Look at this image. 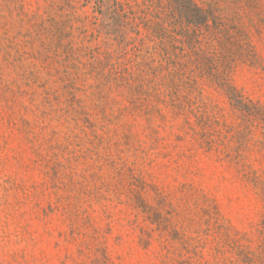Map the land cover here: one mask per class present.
<instances>
[{"label":"rangeland","instance_id":"obj_1","mask_svg":"<svg viewBox=\"0 0 264 264\" xmlns=\"http://www.w3.org/2000/svg\"><path fill=\"white\" fill-rule=\"evenodd\" d=\"M195 1L0 0V264H261L264 0Z\"/></svg>","mask_w":264,"mask_h":264},{"label":"trees","instance_id":"obj_2","mask_svg":"<svg viewBox=\"0 0 264 264\" xmlns=\"http://www.w3.org/2000/svg\"><path fill=\"white\" fill-rule=\"evenodd\" d=\"M116 3L121 5L119 0H116ZM166 9L173 14L175 24L180 21L179 16L184 17L186 15H190L191 13L194 15V19L191 21V24H194L195 26L200 27V25L207 23L209 20L205 8L197 4L195 0H171L169 7ZM145 26L147 27V24H145ZM157 27H159V29ZM155 32L156 37L162 40L165 38L166 31L164 30L162 24L157 25L156 28H154V33ZM174 48L177 49V46L175 45ZM164 51L168 56L169 65L172 67V73H170L172 77L179 75L181 71L184 70V68H186L190 63L189 61L184 63L171 61V57L174 56V54H171L169 50L165 48ZM178 67L180 69H178ZM219 87L224 89L228 94L234 109L239 113V119L244 124L242 129V138L246 139L253 135L256 129L261 125V121L264 116V109L252 101L245 102L234 87H228V84L223 81L220 82ZM260 259L262 260L261 264H264V256Z\"/></svg>","mask_w":264,"mask_h":264}]
</instances>
